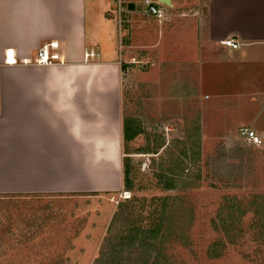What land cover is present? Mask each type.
Here are the masks:
<instances>
[{"label": "rangeland", "instance_id": "374dc122", "mask_svg": "<svg viewBox=\"0 0 264 264\" xmlns=\"http://www.w3.org/2000/svg\"><path fill=\"white\" fill-rule=\"evenodd\" d=\"M104 3L106 20L87 21L89 42L97 38L104 56L125 54L121 41L136 46L120 59L123 116L134 120L137 132L122 146L133 188L99 196L0 195V264H94L118 207L134 198L146 205L140 209L136 203V225L147 224L149 212L166 200L164 224L174 228L166 250L171 264H264V145L249 144L239 134L251 128L264 141L257 123L263 99L256 95L257 87L264 91V64L234 68L221 59L219 65L210 47L197 62L190 51L189 64H183L175 35L172 49L146 44L151 36L142 31L132 40L125 13L120 19L117 3ZM187 10L188 17L195 12ZM164 19L166 14L158 21ZM95 28L102 35L95 37ZM132 58L145 67L125 63ZM250 72L259 83L249 80ZM141 217L145 222L139 223ZM230 221L239 225L223 231ZM213 252L218 256L211 257Z\"/></svg>", "mask_w": 264, "mask_h": 264}, {"label": "crops", "instance_id": "0c3cea01", "mask_svg": "<svg viewBox=\"0 0 264 264\" xmlns=\"http://www.w3.org/2000/svg\"><path fill=\"white\" fill-rule=\"evenodd\" d=\"M138 1L128 0L134 9L124 15L132 40L142 31L151 36L146 44L172 49L175 35L183 64L190 51L197 62L208 47L214 62L225 60L219 65L264 64V0H159L163 21L137 10ZM187 7L195 10L190 17ZM106 14L104 0H0V195L99 196L123 188L120 59L136 46L118 39L125 54L104 56L97 38L89 42L87 21ZM122 29L118 23V35ZM227 38L240 47L227 50L220 44ZM42 47L57 59L39 63ZM249 80L259 83L251 72ZM256 93L264 129V91Z\"/></svg>", "mask_w": 264, "mask_h": 264}, {"label": "trees", "instance_id": "16d2710c", "mask_svg": "<svg viewBox=\"0 0 264 264\" xmlns=\"http://www.w3.org/2000/svg\"><path fill=\"white\" fill-rule=\"evenodd\" d=\"M133 121L132 118H124L123 137L125 143L130 141L137 133ZM122 167L124 176L123 187L125 190H132L133 182L131 178L130 158L123 160ZM162 178H165L164 175L159 174V182H163ZM168 181H171V179H168ZM171 185L166 183L165 188H170ZM153 200L158 201L156 199ZM137 202L141 203L139 204L140 209L146 207L144 199L139 200V198L126 200L120 204L118 211L113 216L108 234L102 243L100 255L94 264H171L169 259H167L166 250L168 243H171L168 240L171 239V236L174 238V228L171 222H166V225L164 224L167 206L166 200H159L157 208L149 212L150 215H147V217L149 219L152 218V221L147 219L148 225L140 223L144 217L138 219L141 226L136 225V221H131L135 215L140 216L136 211ZM168 220L171 221L170 218ZM117 222H121V226H118ZM235 224L234 221H230L222 225L221 228L223 231L229 232V230L232 231L239 225ZM181 235L182 238L180 240L185 237V231ZM153 251H156V253ZM213 255L214 257L218 256L217 252H213L211 257ZM172 263L174 264L175 262Z\"/></svg>", "mask_w": 264, "mask_h": 264}, {"label": "built area", "instance_id": "2783aa9c", "mask_svg": "<svg viewBox=\"0 0 264 264\" xmlns=\"http://www.w3.org/2000/svg\"><path fill=\"white\" fill-rule=\"evenodd\" d=\"M114 3H117V12L120 16V19H123V13L128 12L129 7L128 4L124 5V0H113ZM139 7L142 9L143 13L152 15L158 19H162L165 17V10L161 6V2L159 0H143L142 4L140 3ZM221 43L229 48L230 50L237 49L240 44L235 39L228 38L223 39ZM53 46H56L55 44H52ZM46 47H42L38 50V62L39 63H52L55 59H57V55L51 54L49 55L47 53ZM93 53H88V56H91ZM127 64L131 63H140V67H145V62H139L136 58H132L131 61H125ZM122 64V63H121ZM239 134L245 140L247 143L257 146H263L264 141L260 137L259 134L256 133L255 130L251 128H240ZM128 192H124L125 197Z\"/></svg>", "mask_w": 264, "mask_h": 264}, {"label": "water", "instance_id": "95a60500", "mask_svg": "<svg viewBox=\"0 0 264 264\" xmlns=\"http://www.w3.org/2000/svg\"><path fill=\"white\" fill-rule=\"evenodd\" d=\"M162 3H164V4H168V3H170V0H160ZM129 9H134V4L133 3H129Z\"/></svg>", "mask_w": 264, "mask_h": 264}, {"label": "clouds", "instance_id": "9594fccd", "mask_svg": "<svg viewBox=\"0 0 264 264\" xmlns=\"http://www.w3.org/2000/svg\"><path fill=\"white\" fill-rule=\"evenodd\" d=\"M129 7V6H128Z\"/></svg>", "mask_w": 264, "mask_h": 264}]
</instances>
